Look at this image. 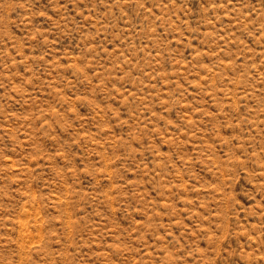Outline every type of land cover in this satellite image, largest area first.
<instances>
[{
	"label": "rangeland",
	"instance_id": "rangeland-1",
	"mask_svg": "<svg viewBox=\"0 0 264 264\" xmlns=\"http://www.w3.org/2000/svg\"><path fill=\"white\" fill-rule=\"evenodd\" d=\"M0 264H264V0H0Z\"/></svg>",
	"mask_w": 264,
	"mask_h": 264
}]
</instances>
